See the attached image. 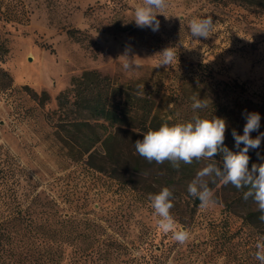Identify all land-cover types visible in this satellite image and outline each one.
<instances>
[{"label": "rangeland", "instance_id": "rangeland-1", "mask_svg": "<svg viewBox=\"0 0 264 264\" xmlns=\"http://www.w3.org/2000/svg\"><path fill=\"white\" fill-rule=\"evenodd\" d=\"M252 1L168 0L153 31L135 24L142 0H4L0 28L9 54L3 68L14 86L0 94V148L32 178L29 202L34 198L37 222L49 218L56 231L51 241L66 248L60 264H259L255 244L264 228L247 219L257 211L254 203L229 209L220 184L212 190L215 207L195 206L187 192L195 176L170 185L165 164L143 157L137 170L138 137L124 132L115 131L118 164L104 160L101 144L93 165L89 155L73 158L53 114L73 78L92 70L125 88L135 84L157 98L162 112L165 102L173 108L181 88L201 75L200 64L213 71V85L237 83L250 100L264 99V0ZM208 15L215 31L194 40L191 20ZM167 47L174 48L177 61L156 67ZM128 60L131 70L123 68ZM32 91L48 93L45 107ZM219 92L221 102L238 99L233 90ZM206 163L199 162L200 168ZM163 187L173 193L170 211L178 227L189 233L183 245L153 217L148 196Z\"/></svg>", "mask_w": 264, "mask_h": 264}, {"label": "trees", "instance_id": "trees-1", "mask_svg": "<svg viewBox=\"0 0 264 264\" xmlns=\"http://www.w3.org/2000/svg\"><path fill=\"white\" fill-rule=\"evenodd\" d=\"M242 1L254 5L252 0ZM3 4L4 0H0V11ZM8 54L9 49L0 28V94L10 92L14 86L12 76L3 68ZM198 68L201 75L181 88L174 107L169 108V103L165 102L167 112L159 108L156 97L143 95L135 84L125 88L111 78L103 77L98 71H85L81 76L73 78L71 89L57 98L58 108L53 114L59 116L58 134L64 135L60 136V141L69 149L73 158L89 155V163L96 158V147L101 144L104 160L118 164L121 158L114 148L117 132L142 139L145 132L158 129L163 123H184L199 115L208 119L213 116L224 118L227 123L224 144L231 151L238 152L240 149L235 146L232 131L243 135L246 113L257 112L261 117L260 127L250 134L251 137L255 139L264 133V99L258 102L250 100L244 96V88L237 83L224 84L223 88L215 86L211 82L213 71L210 67L200 64ZM25 89L29 90L28 87ZM226 90L228 93L230 90L238 93L236 102H221L219 91ZM194 95L208 100V107L194 112L191 107V97ZM31 96L42 107L50 101L47 92L38 94L32 91ZM178 111L181 114H177ZM243 147L241 144L240 148ZM247 154L250 157L249 169L252 164L264 163V138L258 148H250ZM214 158L218 163L222 161L221 155ZM141 159L138 155L134 160L137 170L142 165ZM164 164L171 174L166 181L170 185L191 180L200 168V164L195 161L191 165L181 164L179 171L173 169L167 161ZM98 169L102 171L101 167ZM31 181L32 178L17 159L0 148V264H60L65 254L64 245H55L51 241L56 231L49 218L45 219L44 224L37 222L34 198L29 202L33 195L31 193H34ZM219 185L217 181L209 187L214 190ZM26 189L28 193H25ZM222 189L227 193L225 204L229 209L253 203L251 199L245 201L243 193L230 184L222 185ZM194 204L199 206L200 201L195 198ZM260 214L259 211H251L247 219L251 225L264 228V222L259 220ZM48 216L52 215L48 213ZM66 222L63 221V225Z\"/></svg>", "mask_w": 264, "mask_h": 264}, {"label": "clouds", "instance_id": "clouds-1", "mask_svg": "<svg viewBox=\"0 0 264 264\" xmlns=\"http://www.w3.org/2000/svg\"><path fill=\"white\" fill-rule=\"evenodd\" d=\"M168 6V0H142L134 11V21L138 27L158 30V14ZM216 29V23L211 15L204 18L191 20L189 24L190 35L194 40L207 39ZM161 59L156 67L170 66L177 61V53L173 47H167L159 53ZM129 61V60H128ZM125 70H131V62L123 65ZM192 109L195 112L208 107V100L200 99L198 95L191 97ZM260 114L257 112L246 113V124L243 135L232 131L235 146L238 152L231 151L225 144L227 123L224 118L215 117L208 119L199 115L193 116L191 121L169 125L163 123L158 129L148 130L134 143L136 152L149 163L163 164L166 161L171 167L179 171L181 164L191 165L194 161H208L200 168L195 177L188 183L187 192L190 196L200 201V207L207 209L215 207L217 200L214 197L209 183L232 185L243 193V199H249L256 205L261 214L259 220L264 222V163L252 164L249 169V149L258 148L264 133L255 139L251 133L260 127ZM244 147L241 149L240 145ZM222 156V161L217 162L213 157ZM173 193L168 187H163L158 193L149 194L148 200L153 210L152 214L157 227L164 234H171V239L181 245L189 239V233L178 227L177 221L171 214L174 207ZM255 259L259 264H264V235L257 239L255 244Z\"/></svg>", "mask_w": 264, "mask_h": 264}]
</instances>
